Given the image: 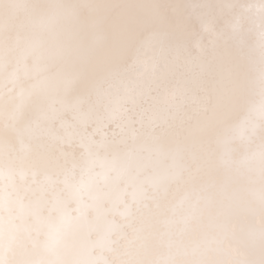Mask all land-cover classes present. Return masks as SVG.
Returning <instances> with one entry per match:
<instances>
[{"label":"snow or ice","instance_id":"6c2138e0","mask_svg":"<svg viewBox=\"0 0 264 264\" xmlns=\"http://www.w3.org/2000/svg\"><path fill=\"white\" fill-rule=\"evenodd\" d=\"M0 264H264V0H0Z\"/></svg>","mask_w":264,"mask_h":264}]
</instances>
